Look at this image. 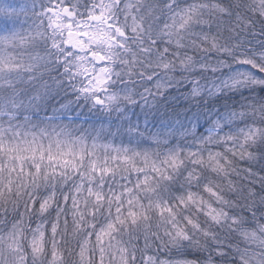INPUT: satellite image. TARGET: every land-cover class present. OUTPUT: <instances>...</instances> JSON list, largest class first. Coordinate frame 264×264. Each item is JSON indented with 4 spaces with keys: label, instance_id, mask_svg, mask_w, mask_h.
Returning <instances> with one entry per match:
<instances>
[{
    "label": "snow or ice",
    "instance_id": "1",
    "mask_svg": "<svg viewBox=\"0 0 264 264\" xmlns=\"http://www.w3.org/2000/svg\"><path fill=\"white\" fill-rule=\"evenodd\" d=\"M0 264H264V0H0Z\"/></svg>",
    "mask_w": 264,
    "mask_h": 264
}]
</instances>
